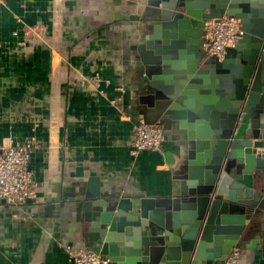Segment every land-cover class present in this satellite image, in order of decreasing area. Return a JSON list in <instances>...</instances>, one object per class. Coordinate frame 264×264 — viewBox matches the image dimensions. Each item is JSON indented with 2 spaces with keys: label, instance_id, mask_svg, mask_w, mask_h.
Instances as JSON below:
<instances>
[{
  "label": "crops",
  "instance_id": "obj_1",
  "mask_svg": "<svg viewBox=\"0 0 264 264\" xmlns=\"http://www.w3.org/2000/svg\"><path fill=\"white\" fill-rule=\"evenodd\" d=\"M145 6L146 0H7L0 6V143L35 141L29 168L37 184V200L0 206V264H73L66 247L86 248L85 202L179 197L169 162L188 160L181 123L196 130L195 120L205 122L197 107L203 102L193 93V108L175 109L183 118L161 115V149L132 154V126L145 122L147 101L156 103L160 91L136 49L143 38L132 17ZM186 59L184 47L175 49L178 67ZM173 82L170 76L162 86ZM100 208L92 205L87 214ZM130 222L115 233L118 258L149 264L142 253L127 254L135 250L126 240L134 233ZM263 226L256 220L242 242L240 264H264Z\"/></svg>",
  "mask_w": 264,
  "mask_h": 264
},
{
  "label": "water",
  "instance_id": "obj_2",
  "mask_svg": "<svg viewBox=\"0 0 264 264\" xmlns=\"http://www.w3.org/2000/svg\"><path fill=\"white\" fill-rule=\"evenodd\" d=\"M224 15L239 20L244 35L221 60L203 58L204 22ZM132 20L143 38L136 49L144 73L160 89L156 103L147 101L145 122L156 124L164 113L183 118L184 111L175 109L193 108V93L203 102L197 107L205 122L195 120L196 130L181 123L188 160L183 155L178 164L169 162L175 165L178 198L102 202L86 196L93 200L83 204L86 248L109 264H130L120 262L114 243L127 219L135 227L126 238L135 247L129 255L142 253L149 264H223L233 247H243L256 220L264 221V0H146ZM181 46L188 59L178 67L174 54ZM170 76L173 86H162ZM92 205L101 208L89 217Z\"/></svg>",
  "mask_w": 264,
  "mask_h": 264
},
{
  "label": "built area",
  "instance_id": "obj_3",
  "mask_svg": "<svg viewBox=\"0 0 264 264\" xmlns=\"http://www.w3.org/2000/svg\"><path fill=\"white\" fill-rule=\"evenodd\" d=\"M7 0H0V6ZM244 35L239 20L222 16L204 22L202 43L203 58L221 60L228 48L233 47ZM131 152H157L164 142V130L160 124H147L138 120L132 126ZM35 146L33 139L24 143H0V206H22L37 200V184L29 168ZM73 264H105L88 248L66 247ZM241 250L234 247L223 264H240Z\"/></svg>",
  "mask_w": 264,
  "mask_h": 264
}]
</instances>
